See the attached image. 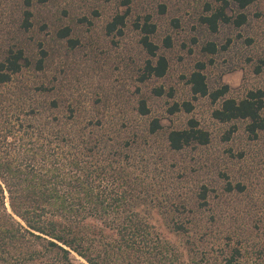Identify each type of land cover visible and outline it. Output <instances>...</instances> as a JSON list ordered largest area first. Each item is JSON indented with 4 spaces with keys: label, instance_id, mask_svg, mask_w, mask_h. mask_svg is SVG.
I'll return each instance as SVG.
<instances>
[{
    "label": "trees",
    "instance_id": "1",
    "mask_svg": "<svg viewBox=\"0 0 264 264\" xmlns=\"http://www.w3.org/2000/svg\"><path fill=\"white\" fill-rule=\"evenodd\" d=\"M60 1L20 0L24 8L18 29L31 31L43 9L50 12ZM218 1L215 7L208 5L210 13L201 18L212 32L221 24L245 25L249 19L245 9L256 0H233L238 8L234 15L228 12L230 0ZM123 3L129 5L130 0ZM160 7L165 11L164 4ZM62 11L69 15L66 8ZM130 14L129 6L115 13L106 24V32L123 36ZM52 18L47 13L41 30L47 32ZM87 19L81 16L79 21ZM133 26L148 55L138 71L139 82L164 77L170 62L154 41L157 23L146 14L138 16ZM72 33L70 25L56 29L58 38L76 47L78 40ZM164 44L172 47L171 36ZM29 46L30 41L20 37L0 45V264H74L73 252L86 261L81 264H142L139 259L144 253L170 257L172 264H264L260 259L263 252L259 259L249 260L242 247L231 244L221 246L215 255L199 251L194 236L189 240L197 232L196 216L185 214L186 202L163 204L157 186L160 173L148 170L156 164L146 146L140 148L143 138L139 132H131L130 120L114 119L117 130L109 128L104 116L82 117L85 106L48 98L55 88L47 82L36 86L27 83L25 71H44L50 55L46 39H36L35 54ZM204 51L216 54L219 47L208 42ZM206 67V62H197L188 77L193 100L208 96L213 103L220 102L213 110L214 118L221 122L243 120L250 136L258 138L264 131V90L249 89L240 99L228 96L231 86L227 83L211 90ZM263 69L261 58L256 71ZM154 92L160 96L165 89L158 86ZM193 109L192 101H184L176 102L170 111ZM137 111L141 115L151 112L146 98H139ZM162 127L156 117L148 131L154 134ZM167 140L172 150L180 151L209 144L211 134L192 118L187 127L170 130ZM232 189L229 183L228 190ZM209 191L202 187L197 198L200 207L207 205ZM151 209H159L172 232L187 237L189 259H183L184 254L165 239Z\"/></svg>",
    "mask_w": 264,
    "mask_h": 264
},
{
    "label": "rangeland",
    "instance_id": "2",
    "mask_svg": "<svg viewBox=\"0 0 264 264\" xmlns=\"http://www.w3.org/2000/svg\"><path fill=\"white\" fill-rule=\"evenodd\" d=\"M230 1L228 12L234 15L238 8ZM123 2L62 0L51 6L50 12L43 9L38 19H34L35 28L24 33L18 29L24 8L20 0H0V45L13 41V37L24 38L30 41L29 48L35 54L36 39H46L50 50L46 69L26 70L23 77L26 82L33 86L47 82L55 88L48 98L85 106L80 112L82 117L104 116L109 128L117 130L114 119L128 118L131 132H139L143 138L140 148L146 146L157 166L152 163L148 170L160 173L157 186L163 204L186 202L185 214L196 216L197 232L189 240L193 241L194 236L199 251L215 255L221 246L231 244L242 247L246 259H259V253H264V131L253 138L245 121L221 122L214 118L213 110L220 102L213 103L208 96L193 100L188 77L197 62L203 61L207 63L205 72L211 90L227 83L231 86L228 96L239 99L249 89L264 90V69L256 71L259 60L264 58V0H256L245 9L249 18L245 25L221 24L217 32H212L201 18L210 13L208 5L215 7L218 0H130L129 5ZM161 4L165 5V11L161 10ZM128 6L131 14L124 35H109L105 29L107 22ZM47 13L53 18L46 32L40 25ZM146 14H151L158 25L153 38L160 52L168 57L170 67L164 77L141 83L138 71L148 55L133 23ZM81 16L88 19L80 22ZM65 25L73 27L71 37L78 40L76 47L56 36V29ZM167 36L172 38L170 48L164 44ZM208 42L218 45L216 54L204 51ZM158 86L164 87L165 94H155L154 88ZM140 97L148 100L151 110L148 115L137 111ZM184 101L193 102L191 112L170 111L176 102ZM156 117L163 127L152 134L148 127ZM192 118L210 132V143L172 150L168 133L187 127ZM229 183L234 189L228 190ZM204 185L210 190L208 203L200 207L197 198ZM151 215L165 239L184 254L183 259H189L187 237L172 232L159 209H151ZM261 258L264 259V254ZM71 259L74 264L86 263L74 252ZM139 261L172 264L170 257L160 254L144 253Z\"/></svg>",
    "mask_w": 264,
    "mask_h": 264
}]
</instances>
